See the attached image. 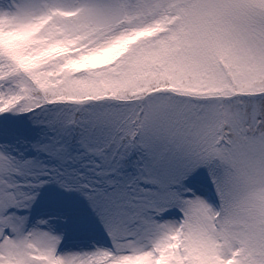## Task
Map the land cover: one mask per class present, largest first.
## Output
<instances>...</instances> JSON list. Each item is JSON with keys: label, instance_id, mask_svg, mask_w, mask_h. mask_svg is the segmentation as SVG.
Returning <instances> with one entry per match:
<instances>
[{"label": "snow or ice", "instance_id": "1", "mask_svg": "<svg viewBox=\"0 0 264 264\" xmlns=\"http://www.w3.org/2000/svg\"><path fill=\"white\" fill-rule=\"evenodd\" d=\"M0 264H264V0H0Z\"/></svg>", "mask_w": 264, "mask_h": 264}]
</instances>
